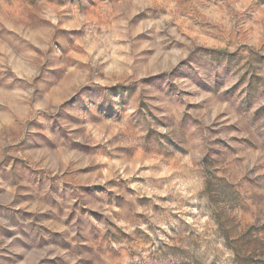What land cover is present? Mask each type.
Instances as JSON below:
<instances>
[{
    "label": "rangeland",
    "instance_id": "rangeland-1",
    "mask_svg": "<svg viewBox=\"0 0 264 264\" xmlns=\"http://www.w3.org/2000/svg\"><path fill=\"white\" fill-rule=\"evenodd\" d=\"M234 247L264 258V0H0V264Z\"/></svg>",
    "mask_w": 264,
    "mask_h": 264
},
{
    "label": "trees",
    "instance_id": "trees-1",
    "mask_svg": "<svg viewBox=\"0 0 264 264\" xmlns=\"http://www.w3.org/2000/svg\"><path fill=\"white\" fill-rule=\"evenodd\" d=\"M262 245V243H261ZM248 248L250 249H247L248 251H250L252 254L255 253V249L257 247H259V242L255 239H251V241L248 243ZM234 251H235V255H236V258H237V261H238V264H244V262L242 261V253H241V250L237 247H234ZM250 264V263H249ZM251 264H264V258L259 261V262H255V263H251Z\"/></svg>",
    "mask_w": 264,
    "mask_h": 264
}]
</instances>
